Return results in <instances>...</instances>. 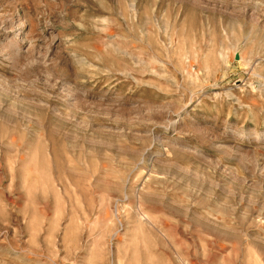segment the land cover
I'll return each mask as SVG.
<instances>
[{
  "label": "rangeland",
  "instance_id": "obj_1",
  "mask_svg": "<svg viewBox=\"0 0 264 264\" xmlns=\"http://www.w3.org/2000/svg\"><path fill=\"white\" fill-rule=\"evenodd\" d=\"M0 264H264V0H0Z\"/></svg>",
  "mask_w": 264,
  "mask_h": 264
}]
</instances>
